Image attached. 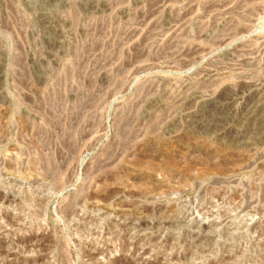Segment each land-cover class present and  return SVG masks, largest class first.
<instances>
[{"label": "rangeland", "instance_id": "1", "mask_svg": "<svg viewBox=\"0 0 264 264\" xmlns=\"http://www.w3.org/2000/svg\"><path fill=\"white\" fill-rule=\"evenodd\" d=\"M0 264H264V0H0Z\"/></svg>", "mask_w": 264, "mask_h": 264}]
</instances>
